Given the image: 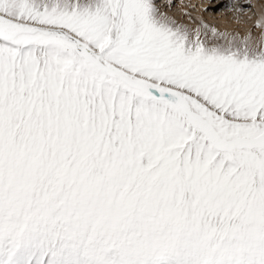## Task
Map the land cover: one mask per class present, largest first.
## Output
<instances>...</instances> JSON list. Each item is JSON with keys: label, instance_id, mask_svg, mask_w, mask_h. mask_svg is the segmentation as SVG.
Segmentation results:
<instances>
[{"label": "snow or ice", "instance_id": "6c2138e0", "mask_svg": "<svg viewBox=\"0 0 264 264\" xmlns=\"http://www.w3.org/2000/svg\"><path fill=\"white\" fill-rule=\"evenodd\" d=\"M214 3L0 0V264H264V0Z\"/></svg>", "mask_w": 264, "mask_h": 264}, {"label": "rangeland", "instance_id": "374dc122", "mask_svg": "<svg viewBox=\"0 0 264 264\" xmlns=\"http://www.w3.org/2000/svg\"><path fill=\"white\" fill-rule=\"evenodd\" d=\"M205 1H208V2H206L204 6L201 5V8L202 9L205 8V7H208L210 5L212 6L213 9H215L216 4L214 3V0H202V2H205ZM194 2L199 3L200 0H194ZM225 2H246V0H225ZM184 3H185V0H176L177 8L174 11L177 14H180V12L182 11ZM251 3L252 4H256V3H258V0H251ZM223 11H224V14L226 16H230L234 20V17L231 15L230 10H226V9H220L218 11H208V12L204 13V15L206 16V18L208 19L209 22H211V23H218L219 22V17L215 20V16L217 17L218 15L222 14ZM212 15L214 16L213 18H211ZM250 15H251V12L250 11L249 12H246L244 14V19H247V17L250 16ZM254 19H255V17H253V20ZM251 23L252 22L249 21L247 26L242 27V31H247V27H250L251 26Z\"/></svg>", "mask_w": 264, "mask_h": 264}, {"label": "bare ground", "instance_id": "6f19581e", "mask_svg": "<svg viewBox=\"0 0 264 264\" xmlns=\"http://www.w3.org/2000/svg\"><path fill=\"white\" fill-rule=\"evenodd\" d=\"M181 2V1H180ZM183 2V1H182ZM208 2V1H205V2H202V0H200V5L204 6L205 3ZM226 13V12H225ZM228 15V14H227ZM214 16L212 15L211 18H213ZM219 17V24H221L222 26H228V27H235V24L234 23H230V21H233V18L230 17V16H226L224 14V11L222 14L218 15L217 17L215 16V20Z\"/></svg>", "mask_w": 264, "mask_h": 264}]
</instances>
